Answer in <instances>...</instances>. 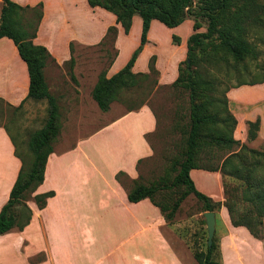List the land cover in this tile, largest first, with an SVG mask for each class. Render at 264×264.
Returning <instances> with one entry per match:
<instances>
[{"label":"crops","instance_id":"crops-1","mask_svg":"<svg viewBox=\"0 0 264 264\" xmlns=\"http://www.w3.org/2000/svg\"><path fill=\"white\" fill-rule=\"evenodd\" d=\"M12 1L22 7L43 4V18L34 44L45 47L50 54L44 74L50 93L58 101L62 130V118L90 117L93 90L87 78L91 62L90 56L84 54L103 42L110 27H116L115 55L106 69L107 77H113L128 64L141 44L142 18L135 16L131 31L126 34L114 14L100 7L92 8L88 0ZM0 6L2 9V0ZM193 30L191 20L174 29L154 20L149 41L133 72L149 73L151 60L156 57L157 91L172 89L179 66L187 58V42ZM173 36L180 38V44L174 42ZM29 88L28 66L16 45L9 38L0 39V99L13 108L23 102L29 105L33 101L26 100ZM228 99L238 121L235 139L248 144V122L260 119L256 140L264 142V110L251 120L245 115L255 107H264V83L232 89ZM42 103L47 108V103ZM116 114L115 119L74 144L54 145L45 180L33 197L51 191L55 196L44 209L34 201L27 202L33 212L31 223L23 231L15 229L0 235V264H31L32 259L42 254L45 259L35 264H199L194 257L197 241L188 238V216L184 220L180 217L182 206L174 221L167 222L150 199L129 201L130 190L135 182L141 181L139 161L155 154L147 136L159 131L158 115L148 103L135 111L117 106ZM87 121L78 127L82 129ZM15 152L11 132L0 127V212L9 201L22 169V161ZM120 172L125 174L128 184L117 180ZM191 177L200 192L214 202L219 201L223 191L219 171L196 169L191 171ZM220 218L224 264H230L232 257L244 263V245L248 241L256 243V254L264 263V246L247 228L233 226L225 206ZM218 229L217 223L215 237ZM227 250L233 253L230 259Z\"/></svg>","mask_w":264,"mask_h":264},{"label":"trees","instance_id":"trees-1","mask_svg":"<svg viewBox=\"0 0 264 264\" xmlns=\"http://www.w3.org/2000/svg\"><path fill=\"white\" fill-rule=\"evenodd\" d=\"M3 7L0 15V39L9 38L16 45L21 58L28 66L30 76L29 94L26 100L37 102L46 101L48 117L44 126L30 136L28 150L30 154L19 152L16 147V156L22 161V169L11 191L9 201L0 212V235H6L12 230L23 231L32 220L33 212L28 206L27 196L32 195V201L40 209L47 206L48 200L55 196V192L36 195L45 180V171L49 156L54 151V143L62 133V121L57 99L50 93L45 78L44 69L50 54L43 46L34 44L41 20L43 18V4L35 7H22L12 0H2ZM253 0H88L92 8H103L117 17L125 33L129 34L133 19L139 15L143 20L141 44L133 53L128 64L113 77L108 78L106 71L101 73L95 85L92 97L103 112H108L116 102L126 103L122 99V90L135 87L144 79L159 75L155 67L156 57L150 63L147 74H135L133 68L148 43V35L154 20L169 29L182 25L186 20H193L194 34L187 42V58L179 66V76L172 85V89L184 90L189 95V127L180 125L186 136L185 150L181 159L173 163L176 174L171 184L158 183L146 185L141 181L135 182L129 192V201L138 203L150 199L158 206L166 221H174L182 203L190 196H194L203 204V211L216 212L220 203L200 192L191 177L192 170L204 169L220 171L223 178L231 177L240 182L235 188L226 186V202L231 222L234 227H245L258 240L264 238V151L249 148L241 144L234 137L238 125L236 117L230 110L228 93L232 89L243 86L263 84L264 78L259 81H240L236 85L219 82L215 78L218 71L217 64L232 67L243 64L248 58H258V52L248 40L251 16L249 5ZM29 14L31 17L24 18ZM20 19V22H18ZM25 19V20H24ZM202 20L207 21L206 31L198 32L204 27ZM31 29V31H29ZM118 35L116 27H110L103 42L99 46L111 43L115 47ZM174 42L180 44V38L173 36ZM210 67L200 70L201 64ZM153 86L157 87L155 80ZM153 88L147 90L140 104L130 107L129 111L140 109L148 102L153 94ZM179 91V90H178ZM0 102H4L0 99ZM24 107V102L17 110ZM16 110V111H17ZM1 127V126H0ZM5 127V126H4ZM9 130L7 127H5ZM261 128V120L248 122V140L255 141ZM159 131L148 135L160 137ZM151 143V142H150ZM212 146L219 150H227L229 154L223 160L220 168L206 169L200 166L198 155L206 147ZM239 150H234V148ZM29 158V159H28ZM29 160V161H27ZM143 161H139L140 164ZM117 180L124 183L125 174L120 172ZM184 188L177 200L170 206L161 205L156 201L162 192ZM24 207L27 213L23 220L17 209ZM207 225V224H206ZM216 237L212 248L202 249V245L195 243L194 257L199 264H223L216 258ZM45 255H39L31 260V264L41 262Z\"/></svg>","mask_w":264,"mask_h":264},{"label":"rangeland","instance_id":"rangeland-1","mask_svg":"<svg viewBox=\"0 0 264 264\" xmlns=\"http://www.w3.org/2000/svg\"><path fill=\"white\" fill-rule=\"evenodd\" d=\"M249 13L251 20L248 40L258 52V58H248L243 64H239L234 68H228L227 66H224V63L219 62L217 64L218 71L214 73V76L223 84L236 85L240 81L253 82L264 78V0H253L250 2ZM22 17L28 18L31 17V15L29 14V16L27 15V17H25V14H23ZM17 20L20 22V19L17 18ZM202 23L204 27L198 32L206 31L207 21L202 20ZM29 31H31V29H29ZM194 32L195 31L193 30V34ZM84 55L90 56L91 70L88 74L87 81L91 82L89 86L93 90L94 86L92 87V83L98 79L101 73L106 71L115 55V50L113 45L109 43L104 46H98L89 54L85 53ZM200 67V70L203 71L205 67H210V65L203 63ZM83 70H85V68ZM155 80H157V76H152L149 80L144 79V81H141L138 86L123 89L122 99L125 100L126 103L123 104V101L116 102L118 104H114L108 112H103L99 108L91 94L92 108L89 112L90 117H79L74 118V120L73 118H62V120H64V127L54 145L60 144V147H64V145L74 144L78 140L87 137L90 133L102 128L117 117V106L123 105L124 110H129L131 106L136 107L140 104L142 99L146 98V96L144 97L143 92L146 94L147 90L153 88V94L147 103L151 105L158 115L159 132L162 133V135H160V137L156 136L150 138L155 154L152 158L144 160L143 163L140 164L142 177L141 183L150 185L158 183V181L164 178L166 180H164L163 183L171 184L176 174L175 170L172 168L173 163L176 162V160L181 159L185 150L186 136L182 133L180 125L189 127V95L184 90L178 89L179 91L177 90L174 92L168 87L157 91V87L153 86L154 82H156ZM42 102L46 101H32L29 105H24V107L19 110L5 102H0V126H5L9 129L12 136L15 138L19 152L23 155L30 154L28 150V142L31 134L42 128L47 120L48 105L47 108H43ZM263 110L264 107L258 106L251 109L250 112H245V115H248L251 120L256 116L261 115ZM35 111H37V116L35 115ZM88 118H90V120ZM85 120H89V122L87 121L82 129L78 127V124H81L80 126L82 127ZM242 134H244V131H242ZM244 145H247L252 149L264 151V142H259L258 140L252 142L249 141L248 144ZM234 150L238 151L239 148H234ZM228 154L229 151L227 150H219L212 146L206 147L198 155L199 164L206 169L220 168L223 160ZM123 181L128 184L125 178H123ZM239 184L240 182L234 178L222 177L221 185L223 191L219 196V201L216 202L220 204L215 212L219 215L217 222L219 229L217 230L218 235L216 237L217 250L215 255L223 264V254L220 241L223 236V222L220 218V214L222 207H224L226 202L225 187L228 186V188L231 189L237 187ZM203 186L208 188L206 185ZM183 191L184 188H178L168 192H162L157 196L156 201L161 205L170 206L178 199ZM32 199V195L29 194L27 200L32 201ZM181 206L180 217L184 220L188 216V219L186 220L188 221L186 225L187 232H189L188 238L193 242L196 240L202 245V249L206 251L208 230L206 219L204 217L205 212L203 211V204L194 196H190ZM17 210L21 212L23 220H25L27 216L25 208L22 206ZM171 241L176 247L177 244L175 240L171 238ZM259 241L264 246V238ZM248 242L249 243L244 245V263L239 259L232 257L233 261L231 260L230 264H264L259 258V255L256 254V250H258L256 243ZM226 254L229 259L233 255L230 250H227Z\"/></svg>","mask_w":264,"mask_h":264},{"label":"water","instance_id":"water-1","mask_svg":"<svg viewBox=\"0 0 264 264\" xmlns=\"http://www.w3.org/2000/svg\"><path fill=\"white\" fill-rule=\"evenodd\" d=\"M204 217L206 219L207 230H208V246L209 248H212L216 234V224H217L216 214L215 212H206L204 213Z\"/></svg>","mask_w":264,"mask_h":264}]
</instances>
